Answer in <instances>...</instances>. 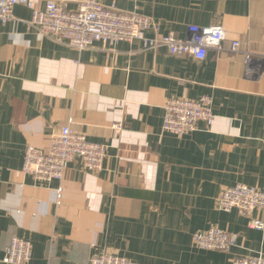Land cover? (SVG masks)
<instances>
[{
    "label": "crops",
    "instance_id": "0c3cea01",
    "mask_svg": "<svg viewBox=\"0 0 264 264\" xmlns=\"http://www.w3.org/2000/svg\"><path fill=\"white\" fill-rule=\"evenodd\" d=\"M98 1L152 16L159 33L182 38L190 24H221L224 49L203 59L138 39L78 49L40 34L31 8L16 4L0 22V264H14L2 259L14 235L32 242L25 264L86 263L102 252L138 264H232L264 253V229L216 206L227 185L264 190V71L245 76L248 64H264V0ZM203 95L212 98L210 126L163 131L169 97ZM65 124L107 145L101 168L76 157L61 180L24 173L27 145L44 148ZM212 225L237 233L227 251L193 244V232Z\"/></svg>",
    "mask_w": 264,
    "mask_h": 264
},
{
    "label": "built area",
    "instance_id": "2783aa9c",
    "mask_svg": "<svg viewBox=\"0 0 264 264\" xmlns=\"http://www.w3.org/2000/svg\"><path fill=\"white\" fill-rule=\"evenodd\" d=\"M67 0H48L44 8L35 6L33 0H0V22L13 18V7L20 3L31 8L28 20L38 32L51 36L71 47L83 49L94 42L102 40L117 42L119 40H141L145 48L156 49L164 46L175 55L189 54L203 59L209 48L218 51L224 49L226 32L221 24L188 26L189 35L179 37L174 31L159 33L160 23L152 16L137 10H122L115 3L104 4L98 0H81L77 8L70 9ZM154 31L147 35L146 31ZM240 46L238 39L231 41V50ZM249 60V52H246ZM264 71V64L246 66L245 76L254 78ZM163 131L185 134L196 129L197 122L203 120L210 126L215 114L212 98L203 95L198 99L186 96L169 97L165 103ZM114 128L122 129V122H115ZM107 145L103 142L89 140L84 132L73 129L69 124L54 131L44 148L27 145L22 165L24 173L37 179L50 181L61 180L69 161L79 157L84 166L90 170H99L106 155ZM216 206L222 210H237L249 216V226L264 229V190L244 183L223 187L216 198ZM257 211V214L254 212ZM237 233L212 225L205 230L192 234L193 244L203 249L227 251L235 244ZM32 242L24 237L12 236L5 247L3 260L14 264L30 261ZM70 264H138L131 258L117 253L102 252L91 256L88 262ZM232 264H264V253L237 256Z\"/></svg>",
    "mask_w": 264,
    "mask_h": 264
}]
</instances>
